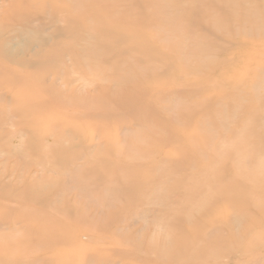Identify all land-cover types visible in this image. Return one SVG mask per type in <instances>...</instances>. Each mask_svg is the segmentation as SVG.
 Instances as JSON below:
<instances>
[{
	"label": "rangeland",
	"instance_id": "rangeland-1",
	"mask_svg": "<svg viewBox=\"0 0 264 264\" xmlns=\"http://www.w3.org/2000/svg\"><path fill=\"white\" fill-rule=\"evenodd\" d=\"M262 164L264 0H0V264H264Z\"/></svg>",
	"mask_w": 264,
	"mask_h": 264
},
{
	"label": "bare ground",
	"instance_id": "bare-ground-1",
	"mask_svg": "<svg viewBox=\"0 0 264 264\" xmlns=\"http://www.w3.org/2000/svg\"><path fill=\"white\" fill-rule=\"evenodd\" d=\"M94 2H91V4H87L88 6L85 8V11L84 12H86V13H88L92 8H94V9H96V6H94ZM92 12V11H91ZM122 17H123V13H121L120 14ZM125 17L127 16V15H124ZM95 21H98V19L96 18V20ZM99 65V64H98ZM130 100H133V101H138L139 100V98L138 97H136V98H131ZM36 152H38V151H36ZM37 156V155H36ZM255 171H257V172H259V173H261L262 175H264V166H263V164L262 165H260V168L259 169H257V170H255ZM253 173V172H252ZM249 175V173H248V171H247V173H245V176L247 177ZM209 182H211V181H209V180H207V181H205V184L206 185H208V183ZM255 185H258V187H261V188H263L264 189V178H262V176H258L257 177V179H256V181H255ZM216 190V189H215ZM33 190H29L28 192H26V194L24 195L26 198H28V199H30V200H32V201H34V200H36L35 198V195H33V193L35 192H33ZM188 194V191L185 189L184 190V195H187ZM193 217L192 216H190V215H185V216H182L181 217V220L183 221V223H184V226H182V231L185 233V235H186V239L188 238V240L186 241H184V243L182 242V243H180V244H178V242L175 244V246L174 245H172V246H170V245H166V244H164L163 242H157L158 241V239H157V241H155V242H157V243H151L150 244V250H156V251H158L159 253H161L160 255L161 256H163V255H165V258H167L166 256H169V255H166L165 253H164V251H171L170 253H171V255H172V252H175V250H177V249H181V247L183 246V244H186V243H188V242H190V240H193L195 237H198V235H200V233H197L194 237H192L191 238V235H189V234H186V233H188L189 231H191L190 229H191V227L193 228L195 225L197 226V228L198 229H200V231L202 230V228L204 227L202 224H200V223H198V225L196 224V223H194L193 222V220H196V219H192ZM46 219H48V218H46ZM51 220V219H50ZM59 222H61V223H63V224H66V222H70V221H66L65 219H61V220H59ZM189 223V224H188ZM64 226V225H63ZM190 226V227H189ZM188 230V231H187ZM34 234H39L38 232L37 233H34ZM184 235V236H185ZM169 237V236H168ZM167 239H169V238H167ZM175 239V238H174ZM161 241H162V239H161ZM164 241V240H163ZM165 241H167L166 239H165ZM164 241V242H165ZM178 244V245H177ZM152 245V246H151ZM204 250V249H203ZM163 254V255H162ZM170 258V257H169ZM171 258H173V256L171 257ZM175 260H177V259H175Z\"/></svg>",
	"mask_w": 264,
	"mask_h": 264
}]
</instances>
